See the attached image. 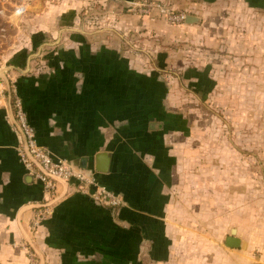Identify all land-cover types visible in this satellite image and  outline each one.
Here are the masks:
<instances>
[{
    "label": "crops",
    "instance_id": "1",
    "mask_svg": "<svg viewBox=\"0 0 264 264\" xmlns=\"http://www.w3.org/2000/svg\"><path fill=\"white\" fill-rule=\"evenodd\" d=\"M133 1L54 0L18 18L27 37L0 69L13 67L5 75L37 143L119 204L62 182L31 230L44 196L19 162L0 78V264H163L174 191L178 264L261 263L264 187L253 185L264 182V28H211L203 16L223 3L264 11V0H154L196 17L191 25L129 13ZM232 231L237 249L224 245Z\"/></svg>",
    "mask_w": 264,
    "mask_h": 264
},
{
    "label": "built area",
    "instance_id": "2",
    "mask_svg": "<svg viewBox=\"0 0 264 264\" xmlns=\"http://www.w3.org/2000/svg\"><path fill=\"white\" fill-rule=\"evenodd\" d=\"M50 1L54 0H0V14L7 10L9 18L18 19L23 17L31 6ZM127 11L141 16H149L151 13L157 12L170 25H183L187 16L183 11H175L166 2L154 0L129 2ZM9 101L15 127L21 136V141L16 147L19 162L27 173L41 185L44 196L43 205L37 209L32 218L31 230L35 231L49 215V203L54 200L57 186L62 182L67 184L73 182L80 189L83 187L93 188L92 197L95 201L105 202L112 206L119 204L111 193L97 184L93 176L86 175L81 169L71 166L63 159L54 157L48 149L40 146L18 96L11 93ZM256 256L262 260L260 264H264V248L256 252ZM29 264H35L32 258L29 259Z\"/></svg>",
    "mask_w": 264,
    "mask_h": 264
},
{
    "label": "rangeland",
    "instance_id": "3",
    "mask_svg": "<svg viewBox=\"0 0 264 264\" xmlns=\"http://www.w3.org/2000/svg\"><path fill=\"white\" fill-rule=\"evenodd\" d=\"M4 9V8H3ZM7 9V8H6ZM208 15H204L206 19L207 26L211 28H264V11L260 12H253L247 11L241 5H231L226 6L225 3L215 6L213 11H209ZM25 24L23 22L19 23V19L9 18L7 10L0 14V67L8 64L11 60L9 58L11 52L16 49L15 44L19 41L26 38V33H22L21 31L18 33V30L23 28ZM23 34V35H22ZM197 53L200 57H202L203 53V46L200 44L197 48ZM185 55L186 61L185 66L186 68L189 67V59L187 57L188 53L187 50L183 53ZM199 59V58H198ZM202 60V59H199ZM202 66V62L199 63ZM181 102H184L186 105H191L192 101L189 100L188 96H184ZM198 104V110L191 119H195V129H196V136L197 138H202V126L204 122V106L201 100H196ZM260 109L264 108V96H260ZM250 112V111H249ZM216 118V116H215ZM219 120V118H216ZM178 120H181V123L186 126V121L182 119L181 116L178 117ZM181 124V125H182ZM186 133V131H185ZM250 139V138H249ZM263 139H260L262 142ZM245 148H248L249 152L252 150L251 144ZM188 153V150H185V154ZM182 168L185 170L188 168V157H182ZM240 164L239 162L230 161L229 162V169L235 165ZM248 164V163H247ZM246 179V178H245ZM254 187H264L263 178L260 176L256 180H254ZM245 184V183H243ZM246 184H249L246 182ZM250 185V184H249ZM244 186V185H243ZM251 188V185L250 187ZM262 198L263 196L259 194ZM171 207L169 208V213L167 217V227L169 230V238H170V246L167 252L165 263L163 264H178L177 258L175 259V191L173 193L171 199ZM185 260L181 259L180 264H183ZM186 263V261H185Z\"/></svg>",
    "mask_w": 264,
    "mask_h": 264
},
{
    "label": "water",
    "instance_id": "4",
    "mask_svg": "<svg viewBox=\"0 0 264 264\" xmlns=\"http://www.w3.org/2000/svg\"><path fill=\"white\" fill-rule=\"evenodd\" d=\"M184 23L187 24V25H191V24H195L197 23V18L194 17V16H190V15H187L185 17V20H184ZM39 51V50H38ZM10 68H13V67H6V68H3V69H0V78H2L3 80H5V84H6V89H7V94H8V100H10V96H11V90H10V85L8 83V80L6 78V75L5 73L10 69ZM99 158V157H98ZM101 158V157H100ZM85 161L82 160L81 161V164H80V167L84 168L85 169ZM224 245L226 248H229V249H237L239 248V239L236 238L234 236V231H232L231 235L228 236L225 241H224Z\"/></svg>",
    "mask_w": 264,
    "mask_h": 264
}]
</instances>
